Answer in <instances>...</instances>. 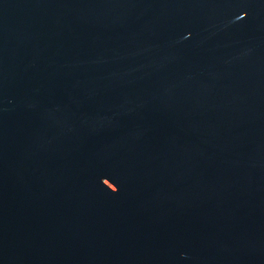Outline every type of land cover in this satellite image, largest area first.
I'll return each instance as SVG.
<instances>
[{
    "label": "water",
    "instance_id": "obj_1",
    "mask_svg": "<svg viewBox=\"0 0 264 264\" xmlns=\"http://www.w3.org/2000/svg\"><path fill=\"white\" fill-rule=\"evenodd\" d=\"M0 264H264V0H0Z\"/></svg>",
    "mask_w": 264,
    "mask_h": 264
}]
</instances>
